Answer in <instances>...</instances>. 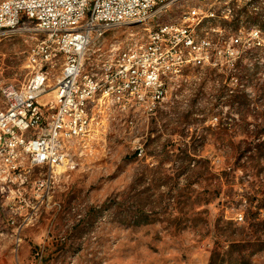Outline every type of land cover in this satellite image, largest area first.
<instances>
[{"label":"rangeland","instance_id":"obj_1","mask_svg":"<svg viewBox=\"0 0 264 264\" xmlns=\"http://www.w3.org/2000/svg\"><path fill=\"white\" fill-rule=\"evenodd\" d=\"M240 2L185 0L157 21L203 8L198 44L218 38L212 29L220 26L264 36V0ZM26 37L30 30L0 35V84L26 79L34 43ZM250 49L235 66L223 61L173 79L149 117L105 120L78 166L64 170V192L53 191L64 208L43 212L19 245L0 202V264H210L216 247L228 249L253 214L251 201L264 198V148L251 143L264 140V41ZM227 87L244 89L249 105L231 107ZM252 258L264 264V249Z\"/></svg>","mask_w":264,"mask_h":264},{"label":"built area","instance_id":"obj_2","mask_svg":"<svg viewBox=\"0 0 264 264\" xmlns=\"http://www.w3.org/2000/svg\"><path fill=\"white\" fill-rule=\"evenodd\" d=\"M95 9H102L101 18H91ZM163 9L155 0H0V35L30 30L26 38L34 40L24 82L0 84V202L9 208L18 245L20 234L37 223V212L64 208L53 191L64 192L70 177L64 168L78 166L105 120L149 117L166 97L168 79L180 82L188 70L224 67L223 61L235 66L252 50L250 42L264 41L256 31L227 33L220 26L212 29L218 38L188 50L193 23L206 14L185 7L183 21L173 20L160 35L141 32L134 53H116V45H128L135 17L154 20ZM72 10H85V17H72ZM92 64H99V76H91ZM102 82H109L108 105L98 112L90 95ZM74 121H81L79 133H72Z\"/></svg>","mask_w":264,"mask_h":264},{"label":"trees","instance_id":"obj_3","mask_svg":"<svg viewBox=\"0 0 264 264\" xmlns=\"http://www.w3.org/2000/svg\"><path fill=\"white\" fill-rule=\"evenodd\" d=\"M225 92L224 96L229 98L228 103L231 107L235 103H239L241 106L249 105V95L244 89L227 87ZM251 143H253L254 150L264 148V140L261 138L253 139ZM186 151L189 152V150ZM251 209L253 214L249 217L247 226L243 229H236L235 239L227 240L230 242L228 249L224 245L216 247L210 264H252V257L264 249V219L261 218L264 210V198L255 197L251 201Z\"/></svg>","mask_w":264,"mask_h":264},{"label":"bare ground","instance_id":"obj_4","mask_svg":"<svg viewBox=\"0 0 264 264\" xmlns=\"http://www.w3.org/2000/svg\"><path fill=\"white\" fill-rule=\"evenodd\" d=\"M105 0H94V3H103ZM185 0H155L156 8H167L172 5L182 3ZM253 1V0H248ZM186 4V3H185ZM167 7V8H166ZM230 11V10H229ZM161 13L156 16L155 24L149 25L151 20L150 17H135V20L131 22V29L129 34L128 45H116V53L123 54H132L134 53L135 48L138 46V40L141 38V32L145 33V35H160L164 32L166 27H169L174 21H183V12L179 17L172 19L167 22L157 21L160 17ZM209 16L215 17L216 14L212 12ZM230 13L228 11H224L223 17L228 18ZM72 17H85V10H72ZM102 17V9H95L91 11V18H101ZM204 18H202L203 21ZM202 21H198V23H193V32H191L190 43H188V50H195V46L199 45L198 34L196 32L197 27L202 23ZM261 44V43H260ZM106 58H113V51H106ZM91 76H99V64L91 65ZM173 79H168V87L169 83ZM109 91V82H102L100 86H95L90 95V104H96L99 110H101L106 104H108V96H104L105 93ZM79 129H81V121H74L72 123V133H79ZM72 168H75L73 166ZM71 168H64V170ZM55 193V192H54ZM43 215V212H37V220Z\"/></svg>","mask_w":264,"mask_h":264},{"label":"crops","instance_id":"obj_5","mask_svg":"<svg viewBox=\"0 0 264 264\" xmlns=\"http://www.w3.org/2000/svg\"><path fill=\"white\" fill-rule=\"evenodd\" d=\"M12 229H13V227H12ZM13 231H14V235L13 236H15V230L13 229ZM16 239V236L14 237V240Z\"/></svg>","mask_w":264,"mask_h":264}]
</instances>
